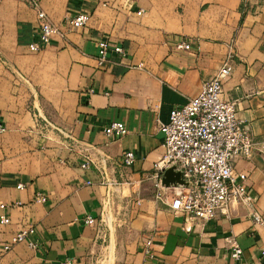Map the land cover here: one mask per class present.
<instances>
[{
    "label": "crops",
    "instance_id": "crops-1",
    "mask_svg": "<svg viewBox=\"0 0 264 264\" xmlns=\"http://www.w3.org/2000/svg\"><path fill=\"white\" fill-rule=\"evenodd\" d=\"M42 5L57 26L70 12L90 13L91 20L34 53L36 12L24 0H0V114L7 126L0 135V203L23 205L7 211L11 223L0 224V246L27 224L38 245L19 244L0 264H264V228L249 211L231 204L212 221H186L170 208L179 188L162 190L166 201L156 198L154 168L165 154L157 120L167 123L172 110L198 96L233 51L223 98L235 103L258 148L251 159L234 162V173L247 176L264 217V0ZM181 40L192 50H177ZM100 41L123 47L125 56H111L101 67ZM45 120L78 138L80 147L69 149L62 135L44 128ZM113 122L124 123L128 134L108 137L104 130ZM127 152L136 157L131 168L122 165ZM107 181L122 186L111 189L100 234L83 219L100 220ZM37 192L46 204L34 201ZM148 240L151 256L144 253ZM231 242L243 249L239 262L230 257Z\"/></svg>",
    "mask_w": 264,
    "mask_h": 264
},
{
    "label": "built area",
    "instance_id": "built-area-1",
    "mask_svg": "<svg viewBox=\"0 0 264 264\" xmlns=\"http://www.w3.org/2000/svg\"><path fill=\"white\" fill-rule=\"evenodd\" d=\"M36 12L38 32L36 41L29 45L31 52L37 53L49 46L54 36L65 37L75 29L85 28L90 20V13H68L62 26L55 25L45 12L42 0H24ZM98 62L104 67L111 56H125L124 49L118 45H111L107 41L99 42ZM177 50L191 51L192 45L187 40H181L175 45ZM234 52L231 51L226 62L217 71L214 78L202 85L200 94L184 105L171 111L169 121L162 123L157 120L159 130L164 135L165 154L155 163V178L157 190L156 198L166 201L167 197L161 193L166 187L162 179L164 172L174 168L180 172L186 185H179V192L170 203V208L176 214H182L186 221L196 220L206 223L224 214L231 204H237L241 210L249 211L251 221L264 228V217L255 207V197L247 189V176L234 173V162L239 158L251 159L258 151L248 126H245L237 117L236 105L223 98V85L233 73ZM19 78L23 77L17 74ZM45 129H54L65 139L71 150L80 147V141L74 135L55 128L45 120ZM7 132V126L0 114V135ZM105 134L113 139H121L128 134L127 126L122 122H113L104 130ZM82 153V149L77 151ZM83 168H89V158H86ZM136 162L133 152H127L122 159L125 168H131ZM3 159L0 155V168ZM109 188L106 202L103 206L100 220L91 215L83 219L85 226L97 227L101 234L100 223L107 222L112 205V190H118L122 183H105ZM22 190L23 184L17 186ZM34 201L46 204L48 198L42 192L35 193ZM22 203H0V224L9 225L10 218L7 211L11 208H20ZM189 232L191 228L187 229ZM36 229L27 224L14 234L5 244L0 246V256L10 252L19 244H26L31 249L38 245L33 241ZM152 241L148 240L144 253L151 256ZM230 257L239 262L243 257V249L237 242H231ZM63 264H73L66 260Z\"/></svg>",
    "mask_w": 264,
    "mask_h": 264
},
{
    "label": "water",
    "instance_id": "water-1",
    "mask_svg": "<svg viewBox=\"0 0 264 264\" xmlns=\"http://www.w3.org/2000/svg\"><path fill=\"white\" fill-rule=\"evenodd\" d=\"M162 182L167 188H177L179 185H186L181 173L176 172L174 168H169L164 172Z\"/></svg>",
    "mask_w": 264,
    "mask_h": 264
}]
</instances>
